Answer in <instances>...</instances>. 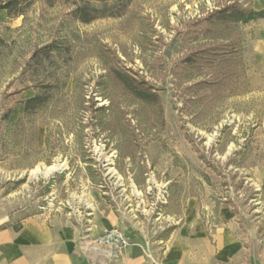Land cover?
<instances>
[{
  "label": "rangeland",
  "instance_id": "1",
  "mask_svg": "<svg viewBox=\"0 0 264 264\" xmlns=\"http://www.w3.org/2000/svg\"><path fill=\"white\" fill-rule=\"evenodd\" d=\"M85 3L0 9V264H122L104 228L153 244L187 214L212 264L226 236L264 264V17L217 14L264 0Z\"/></svg>",
  "mask_w": 264,
  "mask_h": 264
},
{
  "label": "crops",
  "instance_id": "2",
  "mask_svg": "<svg viewBox=\"0 0 264 264\" xmlns=\"http://www.w3.org/2000/svg\"><path fill=\"white\" fill-rule=\"evenodd\" d=\"M183 217L184 223L166 229L167 237L156 239L153 244L144 237L137 239L136 236L127 234L132 244L124 249L122 264H212V255H215L217 250L212 246L209 232L207 230L205 232V227L188 224V214ZM115 218L116 214L109 215L108 222L116 224L118 220L116 222ZM231 243L229 236L222 239L218 250L220 254L218 264H248L241 243L238 242L235 249ZM146 248H154L153 260L146 255ZM237 250L238 255L234 253ZM149 252L152 253L151 250ZM237 256L238 259L235 260Z\"/></svg>",
  "mask_w": 264,
  "mask_h": 264
},
{
  "label": "trees",
  "instance_id": "3",
  "mask_svg": "<svg viewBox=\"0 0 264 264\" xmlns=\"http://www.w3.org/2000/svg\"><path fill=\"white\" fill-rule=\"evenodd\" d=\"M30 1L31 0H9L5 2L4 4H1L0 9H7L9 13L18 14L24 10L23 8H18V7H22V5L27 4ZM86 1L88 3L80 4L73 10L75 17L82 20L83 22H89L98 17V14L92 15L90 13V10H93L96 12L97 9L95 10V8H93L89 4L90 0H86ZM100 1H106V0H100ZM217 14H218V17L220 18L225 17L229 19L230 21L249 22L251 20L264 17V8L255 10L251 8L241 7L239 4L238 5L231 4L227 6L226 8L222 9L221 11H219ZM134 91H136L137 95H139V97L141 98L147 97L145 94H142L143 92H137L138 91L137 88H134ZM35 101H38V100L36 98H30L26 101V103L30 105L31 103Z\"/></svg>",
  "mask_w": 264,
  "mask_h": 264
},
{
  "label": "built area",
  "instance_id": "4",
  "mask_svg": "<svg viewBox=\"0 0 264 264\" xmlns=\"http://www.w3.org/2000/svg\"><path fill=\"white\" fill-rule=\"evenodd\" d=\"M94 242L111 251L118 252L129 244V238L120 228L112 226L104 228Z\"/></svg>",
  "mask_w": 264,
  "mask_h": 264
}]
</instances>
